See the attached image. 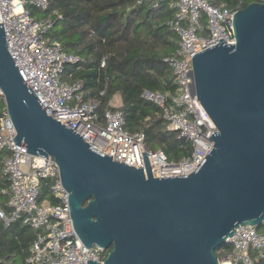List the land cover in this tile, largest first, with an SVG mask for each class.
Masks as SVG:
<instances>
[{"label":"water","instance_id":"water-1","mask_svg":"<svg viewBox=\"0 0 264 264\" xmlns=\"http://www.w3.org/2000/svg\"><path fill=\"white\" fill-rule=\"evenodd\" d=\"M2 24L0 93L14 139L32 155L54 156L78 235L110 249L103 263L88 262L220 264L218 245L240 225L264 222V2L234 14L235 43L221 38L192 57L193 94L218 131L197 169L179 176L148 178L48 115Z\"/></svg>","mask_w":264,"mask_h":264},{"label":"built area","instance_id":"built-area-1","mask_svg":"<svg viewBox=\"0 0 264 264\" xmlns=\"http://www.w3.org/2000/svg\"><path fill=\"white\" fill-rule=\"evenodd\" d=\"M161 1L136 0L138 4L154 7ZM172 2L176 12L169 25L179 36V47L165 61L173 70L178 88L174 93L144 89L141 96L161 108L169 128L192 142V154L180 162L171 160L163 151L147 149L143 133L128 132L126 119L113 99L102 115L100 97L85 99L82 79L73 82L62 79L66 65L79 63L81 58L66 51L61 41L49 39L48 33L55 24L51 14L32 13L34 8L47 11L50 0H0V23L3 22L10 54L46 113L78 132L93 147L113 155V160L142 167L148 178L187 175L205 158L213 145L211 135L218 129L193 94L192 57L220 43L221 38L227 45L236 41L233 18L240 8L218 6L214 0ZM105 92L106 88L99 96ZM16 135V126L5 107L0 118V150L8 154L0 159V170L8 179V187H0V194H8L6 205L10 211L0 204V221L9 227L20 220L37 231L27 263L91 264L88 259L103 263L110 250L95 243L88 247L78 235L69 193L62 184L54 156L30 154L26 145L16 143ZM43 179L52 182L51 197L41 201ZM227 242L233 245V251L219 257L220 264H253L252 248L264 257V232L256 226L240 225Z\"/></svg>","mask_w":264,"mask_h":264},{"label":"trees","instance_id":"trees-1","mask_svg":"<svg viewBox=\"0 0 264 264\" xmlns=\"http://www.w3.org/2000/svg\"><path fill=\"white\" fill-rule=\"evenodd\" d=\"M172 1L162 0L154 7L138 4L136 0H50L47 11L40 14L34 9L32 13L51 14L55 24L48 33L49 39L61 41L66 51L81 58L79 63L66 65L62 79L69 82L82 79L85 99L100 97L102 115L110 108L109 101L119 94L122 104L118 108L126 119L125 129L132 134L143 133L147 149L163 151L171 160L180 162L192 154V142L169 128L161 108L141 96L144 89L174 93L178 88L173 70L165 61L179 47V36L169 25L176 12ZM254 1L264 2L214 0V3L242 9ZM205 20L203 16L204 23ZM105 88V94L99 96ZM4 113L5 102L0 93V118ZM5 154L8 152L0 150V159ZM51 184L50 180H42L40 200L42 190L51 193ZM0 187H8V179L1 170ZM8 198L7 193L0 194V204L10 211L6 205ZM262 226L264 222L258 230ZM36 235V230L20 220L9 227L0 221V264H29L26 260ZM232 251L230 242L215 249L218 257ZM250 254L253 264H264V257L255 249Z\"/></svg>","mask_w":264,"mask_h":264},{"label":"rangeland","instance_id":"rangeland-1","mask_svg":"<svg viewBox=\"0 0 264 264\" xmlns=\"http://www.w3.org/2000/svg\"><path fill=\"white\" fill-rule=\"evenodd\" d=\"M171 6H173V2H171ZM35 9V11L37 12V13H42V11H40L39 9H36V8H34ZM33 9V10H34ZM49 197H50V194H49V192L48 191H43L42 190V194H41V201H44V200H48L49 199ZM262 227H264V226H262ZM262 227H260L259 228V231L260 232H262L263 230H262Z\"/></svg>","mask_w":264,"mask_h":264},{"label":"crops","instance_id":"crops-1","mask_svg":"<svg viewBox=\"0 0 264 264\" xmlns=\"http://www.w3.org/2000/svg\"><path fill=\"white\" fill-rule=\"evenodd\" d=\"M113 101L118 105L120 106L122 104V100H121V97L119 94H116Z\"/></svg>","mask_w":264,"mask_h":264}]
</instances>
